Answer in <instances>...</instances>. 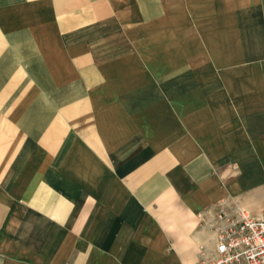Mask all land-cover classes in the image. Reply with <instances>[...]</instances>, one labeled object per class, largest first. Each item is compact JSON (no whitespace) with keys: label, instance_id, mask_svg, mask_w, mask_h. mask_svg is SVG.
I'll use <instances>...</instances> for the list:
<instances>
[{"label":"crops","instance_id":"0c3cea01","mask_svg":"<svg viewBox=\"0 0 264 264\" xmlns=\"http://www.w3.org/2000/svg\"><path fill=\"white\" fill-rule=\"evenodd\" d=\"M240 208L264 0H0V264H201Z\"/></svg>","mask_w":264,"mask_h":264},{"label":"built area","instance_id":"2783aa9c","mask_svg":"<svg viewBox=\"0 0 264 264\" xmlns=\"http://www.w3.org/2000/svg\"><path fill=\"white\" fill-rule=\"evenodd\" d=\"M211 225L214 243L201 247V264H264V215L254 217L243 208L232 215L220 212Z\"/></svg>","mask_w":264,"mask_h":264}]
</instances>
